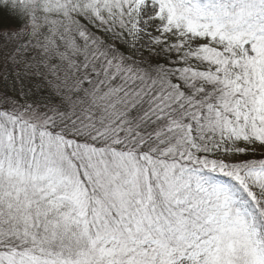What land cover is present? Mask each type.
Returning a JSON list of instances; mask_svg holds the SVG:
<instances>
[{
  "label": "snow or ice",
  "instance_id": "obj_1",
  "mask_svg": "<svg viewBox=\"0 0 264 264\" xmlns=\"http://www.w3.org/2000/svg\"><path fill=\"white\" fill-rule=\"evenodd\" d=\"M0 264H264V0H0Z\"/></svg>",
  "mask_w": 264,
  "mask_h": 264
}]
</instances>
